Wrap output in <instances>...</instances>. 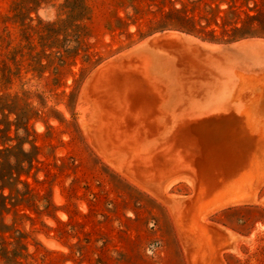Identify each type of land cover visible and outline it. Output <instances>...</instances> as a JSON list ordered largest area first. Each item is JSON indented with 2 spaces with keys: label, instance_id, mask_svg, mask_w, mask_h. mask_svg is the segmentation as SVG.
<instances>
[{
  "label": "rangeland",
  "instance_id": "rangeland-1",
  "mask_svg": "<svg viewBox=\"0 0 264 264\" xmlns=\"http://www.w3.org/2000/svg\"><path fill=\"white\" fill-rule=\"evenodd\" d=\"M183 3L186 22L174 13ZM206 5L217 6L218 25H194ZM247 14L260 18L250 21L260 34L228 38ZM162 24L171 26L151 33L181 24L222 46L264 39V0H0V264H264V183L248 200L197 213L193 225L179 200L194 194L192 183L166 186L174 211L121 170L166 134L167 112L179 107L176 72L156 66L172 89L162 117L124 104L121 88L93 75ZM260 63L247 76L258 106L264 55ZM223 121H211L204 143L263 162L246 127ZM215 198L205 192L201 204Z\"/></svg>",
  "mask_w": 264,
  "mask_h": 264
},
{
  "label": "water",
  "instance_id": "water-1",
  "mask_svg": "<svg viewBox=\"0 0 264 264\" xmlns=\"http://www.w3.org/2000/svg\"><path fill=\"white\" fill-rule=\"evenodd\" d=\"M262 55L264 39L222 46L188 31L165 29L148 34L139 46L103 63L93 75L121 88L124 104L162 117L166 112L162 103L172 89L156 66L165 62L174 68L179 107L167 112L171 123L166 134L154 137L135 156L133 170L132 165L121 170L158 194L174 211L177 205L165 196L166 186L174 180L192 183L194 194L178 198L190 214L189 223L197 213L248 200L251 191L264 183V159L257 163L252 155L226 156L203 141L211 121L224 122L231 116L246 127L253 145L264 149V105H257L262 96L256 97L257 92L253 94L247 86L251 81L247 76L261 67ZM128 84L135 97L128 94ZM146 168L157 171L147 174ZM205 192L216 197L207 206L201 204ZM173 215L177 219L178 214ZM197 219L192 218L191 224L196 225Z\"/></svg>",
  "mask_w": 264,
  "mask_h": 264
},
{
  "label": "trees",
  "instance_id": "trees-1",
  "mask_svg": "<svg viewBox=\"0 0 264 264\" xmlns=\"http://www.w3.org/2000/svg\"><path fill=\"white\" fill-rule=\"evenodd\" d=\"M193 2H195V0H193ZM217 6L214 5H206V8L208 9V14H202L198 17L197 20L194 21V25L200 24L201 26L207 27L209 26L211 23H214L216 25H218L219 23L217 22L216 19V15L214 13V11H216L218 8H216ZM175 16L177 17V20L181 21V22H186L188 20H190V17L188 15V5L183 3V5L180 8H175L174 10ZM171 15V14H169ZM222 23L220 24V26L224 27L227 25L228 22V17L227 15H225L224 17H222ZM205 20V24H201V21ZM256 20L258 22H260V18L258 17V15H250L247 14L246 15V19H245V23L242 26H233L232 31L229 35H226L228 38L230 39H237L239 37H245V36H251V35H259L260 32L257 30L252 29L251 25H250V21ZM171 25L169 24H162L159 25L158 27H149L146 30V33H151L154 30L157 29H163L166 27H169ZM174 27L180 28L181 30L184 31H188V32H193V33H200L193 25L192 26H185V25H173ZM208 35H210L209 38H214V33H207ZM262 35H264V33H262ZM22 168V167H20Z\"/></svg>",
  "mask_w": 264,
  "mask_h": 264
},
{
  "label": "clouds",
  "instance_id": "clouds-1",
  "mask_svg": "<svg viewBox=\"0 0 264 264\" xmlns=\"http://www.w3.org/2000/svg\"><path fill=\"white\" fill-rule=\"evenodd\" d=\"M24 150H25V151L28 150V146H27V145L24 146Z\"/></svg>",
  "mask_w": 264,
  "mask_h": 264
},
{
  "label": "bare ground",
  "instance_id": "bare-ground-1",
  "mask_svg": "<svg viewBox=\"0 0 264 264\" xmlns=\"http://www.w3.org/2000/svg\"><path fill=\"white\" fill-rule=\"evenodd\" d=\"M126 88H127L128 90H129V88H131V90H132V89H134V88H133L131 85H130V87H129V88H128V87H126ZM141 184H142V183H141ZM199 215H200V214H199Z\"/></svg>",
  "mask_w": 264,
  "mask_h": 264
},
{
  "label": "crops",
  "instance_id": "crops-1",
  "mask_svg": "<svg viewBox=\"0 0 264 264\" xmlns=\"http://www.w3.org/2000/svg\"><path fill=\"white\" fill-rule=\"evenodd\" d=\"M112 253H114V254H115V251H112ZM114 257H115V256H114ZM98 264H99V263H98ZM107 264H111V263H109V262H108Z\"/></svg>",
  "mask_w": 264,
  "mask_h": 264
}]
</instances>
